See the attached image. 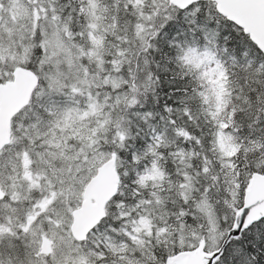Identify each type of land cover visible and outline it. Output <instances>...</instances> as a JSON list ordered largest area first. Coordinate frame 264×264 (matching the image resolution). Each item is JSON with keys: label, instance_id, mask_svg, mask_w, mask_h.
<instances>
[{"label": "snow or ice", "instance_id": "obj_1", "mask_svg": "<svg viewBox=\"0 0 264 264\" xmlns=\"http://www.w3.org/2000/svg\"><path fill=\"white\" fill-rule=\"evenodd\" d=\"M262 31L264 0H0V264H264Z\"/></svg>", "mask_w": 264, "mask_h": 264}, {"label": "water", "instance_id": "obj_2", "mask_svg": "<svg viewBox=\"0 0 264 264\" xmlns=\"http://www.w3.org/2000/svg\"><path fill=\"white\" fill-rule=\"evenodd\" d=\"M259 35L261 39H264V31L260 32ZM24 100L25 93L22 86L12 89L6 92L4 95L0 96V114H2L4 117V119L0 121V126L2 128L5 125H8L11 114H13L14 111L22 105V102Z\"/></svg>", "mask_w": 264, "mask_h": 264}]
</instances>
